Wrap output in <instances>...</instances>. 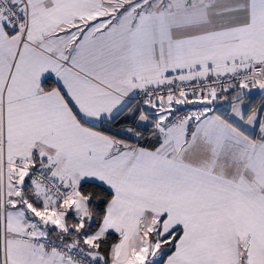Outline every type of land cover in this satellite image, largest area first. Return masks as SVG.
I'll list each match as a JSON object with an SVG mask.
<instances>
[{
    "label": "snow or ice",
    "instance_id": "obj_1",
    "mask_svg": "<svg viewBox=\"0 0 264 264\" xmlns=\"http://www.w3.org/2000/svg\"><path fill=\"white\" fill-rule=\"evenodd\" d=\"M0 264H264V0H0Z\"/></svg>",
    "mask_w": 264,
    "mask_h": 264
}]
</instances>
